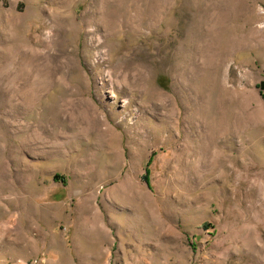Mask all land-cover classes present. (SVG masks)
<instances>
[{"label": "rangeland", "instance_id": "374dc122", "mask_svg": "<svg viewBox=\"0 0 264 264\" xmlns=\"http://www.w3.org/2000/svg\"><path fill=\"white\" fill-rule=\"evenodd\" d=\"M264 0H0V264H264Z\"/></svg>", "mask_w": 264, "mask_h": 264}, {"label": "trees", "instance_id": "16d2710c", "mask_svg": "<svg viewBox=\"0 0 264 264\" xmlns=\"http://www.w3.org/2000/svg\"><path fill=\"white\" fill-rule=\"evenodd\" d=\"M258 87L261 91H264V81H262Z\"/></svg>", "mask_w": 264, "mask_h": 264}]
</instances>
